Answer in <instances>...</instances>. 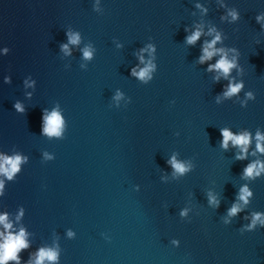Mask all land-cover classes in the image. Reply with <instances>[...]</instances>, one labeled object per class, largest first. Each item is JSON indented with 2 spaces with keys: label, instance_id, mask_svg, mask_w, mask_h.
Returning a JSON list of instances; mask_svg holds the SVG:
<instances>
[{
  "label": "water",
  "instance_id": "water-1",
  "mask_svg": "<svg viewBox=\"0 0 264 264\" xmlns=\"http://www.w3.org/2000/svg\"><path fill=\"white\" fill-rule=\"evenodd\" d=\"M257 16L264 0H0V163L22 158L11 180L0 173V215L11 224L0 223V245L21 230L27 243L5 264H36L41 249L56 253L43 264H264V226L240 232L264 213V170L244 174L264 164ZM216 32L214 47L236 57L227 79L207 70L222 53L199 61ZM149 65L144 80L132 74ZM229 80L244 87L224 97ZM53 110L64 121L59 137L42 131ZM220 129L249 133L243 159L231 140L222 147ZM172 156L192 167L176 173ZM233 203L241 211L226 225Z\"/></svg>",
  "mask_w": 264,
  "mask_h": 264
},
{
  "label": "clouds",
  "instance_id": "clouds-1",
  "mask_svg": "<svg viewBox=\"0 0 264 264\" xmlns=\"http://www.w3.org/2000/svg\"><path fill=\"white\" fill-rule=\"evenodd\" d=\"M207 11V9H205ZM229 15H231L233 20H236L238 18V14L235 11H230ZM264 19V16H257L256 20L259 22L260 20ZM264 27V26H262ZM202 29L197 28L191 35L186 37V41L189 44L195 43L201 36ZM213 32H215L214 28L209 29V35H211ZM79 34H70L69 35V42L72 44H76L79 42ZM221 39V34L219 32H216V35L211 41H206L205 45L202 49L203 54L199 57L200 63H203L206 60L211 59L214 55L217 53H222L221 57L216 61L215 64H211L208 66V71L212 70H218L219 72L223 73L224 77L227 79L229 73L231 70L235 67H237L236 64V57H233L231 60L228 58L227 52L224 49H217L215 48V44L218 40ZM259 43V41H258ZM62 50L65 52L68 51V44H63ZM152 46L149 45V48ZM8 49H5L7 51ZM144 49H142L143 51ZM230 51L236 52L237 50L235 48L230 49ZM83 56L85 59H90L92 57V51L90 48L85 47L83 49ZM141 60H143V57H141ZM152 67V65H149L146 68L141 69L139 72L136 71L135 68L132 69V74L134 76H137L139 79L144 80L148 74H149V68ZM220 77H215V80L219 82ZM5 81H8V78L5 77ZM244 87L243 81L240 82H233L232 80H229L228 86L226 90L223 92L224 97H232L234 94L241 91V89ZM247 98L254 100L255 99V93L251 90L247 91L246 94ZM120 98V93H117L116 99ZM217 102L220 100V96L216 97ZM174 103V101H173ZM15 109L17 111L23 112L24 109L22 105L17 102L14 105ZM63 118L61 117L60 113L56 110H53L49 115L42 117V131L43 133H46L48 136H57L59 137L61 135V128L63 126ZM220 134L223 137V140L221 142V145L223 148L228 147L229 140L232 141L233 145H238L241 148L240 153L237 154V159H243L245 154L247 153V146L250 143V136L248 132H243L239 135H234L231 131L228 129H220ZM256 149L262 153H264V145L261 144V141H264V135H261L259 131L256 133ZM45 157L47 159H51L52 157L48 156L47 153H45ZM21 156L16 155L14 158L12 157H5L3 162L0 163V173H3L7 176L9 180L12 179L13 175L19 171V166L21 164ZM167 163L171 164L173 169L176 173L183 174L186 171H188L189 168L192 167L191 164H185L183 162H179L176 160L175 156H172L170 160L167 161ZM259 162H254L252 164H249L244 169V174L248 177H252L254 172L256 176H259L260 171L264 170V164H260L259 167L257 165ZM3 189V182L0 181V190ZM252 195V192L249 191L247 186H244L240 189L239 192V200L244 201L245 204L248 203V198ZM208 203L210 205H214L216 207L219 206V201L217 200L216 196L208 194ZM241 211V207L238 203H233L227 210L226 216L222 217V221L224 224H229L230 220L229 218L235 217L238 212ZM187 214V210L181 211L180 215L183 217ZM245 219H248V217H245ZM7 216L6 215H0V223L4 224V227L10 228L11 224L7 223ZM259 226H264V213L262 212H253L251 214V221L250 223L244 225L242 228H240V232L243 233L245 231H253L257 229ZM69 236H72L73 233L69 231ZM24 232L21 230L19 235L12 236L9 234L8 237H6V242L3 245H0V248L4 249L3 255H0V264H5V262L8 259H18L16 256V252L20 248H26L27 243L23 239ZM174 243H178V241H174ZM47 258L49 260H55L56 259V253L48 250L45 251L44 249H41L38 253V257L36 260V264H43L44 259Z\"/></svg>",
  "mask_w": 264,
  "mask_h": 264
}]
</instances>
